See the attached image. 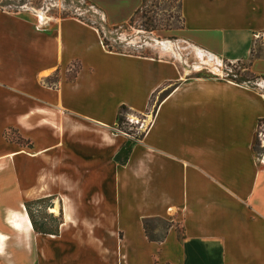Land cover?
Instances as JSON below:
<instances>
[{
  "label": "crops",
  "instance_id": "obj_1",
  "mask_svg": "<svg viewBox=\"0 0 264 264\" xmlns=\"http://www.w3.org/2000/svg\"><path fill=\"white\" fill-rule=\"evenodd\" d=\"M86 1L113 27L143 3ZM182 14L201 69L110 49L80 17L0 7V264H264V0H183ZM225 62H250L257 82L194 74ZM150 110L140 140L116 129ZM44 200L55 233L34 227ZM153 218L171 225L163 241Z\"/></svg>",
  "mask_w": 264,
  "mask_h": 264
},
{
  "label": "rangeland",
  "instance_id": "obj_2",
  "mask_svg": "<svg viewBox=\"0 0 264 264\" xmlns=\"http://www.w3.org/2000/svg\"><path fill=\"white\" fill-rule=\"evenodd\" d=\"M0 7L11 12L22 10L55 18L80 17L99 25L105 40L113 49L151 56L166 55L179 60L186 67L211 64L210 59L199 63L201 61L197 57L195 48L183 41L180 36L182 26L180 0H143L141 8L133 18L119 27L106 23L101 11L86 0H0ZM255 52H264V35L257 34ZM194 74L229 76L250 84L257 82L248 62L235 64L225 62L220 70L214 65L213 67L204 65L201 71ZM9 135L13 139H17L18 136L14 132H9ZM259 144L257 153L262 156L264 155L262 138ZM53 206H57L59 210V204L55 205L51 200L28 206L38 230L53 233L57 231L61 215L51 212ZM11 224H15V221H11Z\"/></svg>",
  "mask_w": 264,
  "mask_h": 264
},
{
  "label": "trees",
  "instance_id": "obj_3",
  "mask_svg": "<svg viewBox=\"0 0 264 264\" xmlns=\"http://www.w3.org/2000/svg\"><path fill=\"white\" fill-rule=\"evenodd\" d=\"M182 1L183 0H180V7H181V11H182ZM183 24H184V18H183V14H182V26L181 28L183 27ZM98 28L104 38V33H103V30L101 29V27L98 25ZM104 43L110 48L112 49V47L108 44V42L105 40L104 38ZM261 56H264V52H255V46L253 47L252 49V59H255V58H259ZM249 65H250V62H248ZM254 75V74H253ZM255 76V75H254ZM232 78V77H230ZM234 79V78H232ZM236 80V79H234ZM238 82H242V80H236ZM264 120V119H263ZM120 121H123V117H119V120L118 122ZM5 135L10 138V135L8 132L5 133ZM12 139V138H11ZM15 140V139H14ZM17 142L18 143H23V138L20 137V136H17ZM131 152V145L130 144H127L121 151L120 153L117 155V159L121 160V162L125 163L129 154ZM144 223V228H145V231H146V234L148 236V238L152 241H163L164 238L166 237V234L168 232V229L170 228V223L164 219H161V218H153V219H144L143 221ZM33 224H34V227L35 229H37L34 221H33Z\"/></svg>",
  "mask_w": 264,
  "mask_h": 264
},
{
  "label": "built area",
  "instance_id": "obj_4",
  "mask_svg": "<svg viewBox=\"0 0 264 264\" xmlns=\"http://www.w3.org/2000/svg\"><path fill=\"white\" fill-rule=\"evenodd\" d=\"M123 121L118 122L116 129L136 140H140L141 137L152 126L155 116L153 111L146 113L132 114L123 112L121 114ZM262 138V146L264 147V121L259 124L258 140Z\"/></svg>",
  "mask_w": 264,
  "mask_h": 264
},
{
  "label": "bare ground",
  "instance_id": "obj_5",
  "mask_svg": "<svg viewBox=\"0 0 264 264\" xmlns=\"http://www.w3.org/2000/svg\"><path fill=\"white\" fill-rule=\"evenodd\" d=\"M220 64V63H219ZM197 68H200L201 66L199 65V64H197V65H195ZM51 212L52 213H55V214H57V213H59V210H58V207H52L51 208ZM69 216V215H68ZM16 222L17 221H15V224H13L15 227H18L19 226V224L17 223L16 224ZM6 239H7V236L5 235V234H3V233H0V249L2 248V243H4L5 241H6Z\"/></svg>",
  "mask_w": 264,
  "mask_h": 264
}]
</instances>
